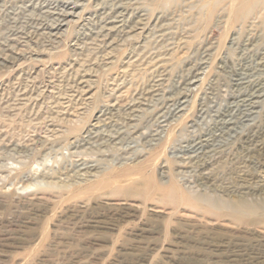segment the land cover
I'll list each match as a JSON object with an SVG mask.
<instances>
[{
    "label": "rangeland",
    "instance_id": "rangeland-1",
    "mask_svg": "<svg viewBox=\"0 0 264 264\" xmlns=\"http://www.w3.org/2000/svg\"><path fill=\"white\" fill-rule=\"evenodd\" d=\"M110 1L0 0V264H264V193L243 192L264 190V93L248 116L233 107L244 90L234 85L237 75L261 69V55L245 45L256 38L264 54L261 26H227L224 12L196 17L186 12L194 0H141L152 16L180 14V32L189 36V51L174 59L164 86L175 91L191 66L200 72L181 113L170 106L162 123L153 103L137 121L146 136L159 133L157 143L134 134L122 111L107 114L111 79L134 46L121 41L103 59L91 39ZM16 46L25 50L10 54ZM74 56L93 62V97H76L61 112L52 101L69 79L60 78L57 94L48 81ZM29 74L34 98L6 110L17 90L11 86ZM137 79L131 89L148 83L143 71ZM225 116L233 123L221 129ZM98 117L102 144L86 136ZM117 134L132 141L121 159L111 143ZM200 138L208 143L189 150ZM82 161L98 165L94 175L79 170ZM201 173L210 177L207 187L199 185Z\"/></svg>",
    "mask_w": 264,
    "mask_h": 264
},
{
    "label": "bare ground",
    "instance_id": "bare-ground-1",
    "mask_svg": "<svg viewBox=\"0 0 264 264\" xmlns=\"http://www.w3.org/2000/svg\"><path fill=\"white\" fill-rule=\"evenodd\" d=\"M185 1L190 0H177L175 4H181V2L183 3ZM109 5L110 7L108 8V11L100 21L101 24L98 31L95 32L94 37L91 38L93 41L98 42V44L101 45L103 59H110L113 51L121 45V41L130 39L133 41L134 46L127 55V59L124 62L125 67L119 70V72L115 74V77H112L111 79L113 81L110 88L112 98L107 104V114L122 111L126 123L131 126L134 134L141 138L149 137L150 141L155 140L159 143V141H162L160 140L161 137H159V133L155 132L146 136V132L142 129H138L137 121H139V118L153 103L156 105V117L158 119H163L161 120L162 123L166 122V113H168L170 106L177 105L175 107L177 109V111H175L176 113H181L183 111L182 104L185 102L187 95L185 92L186 87H192L199 81L200 72L197 70L198 66H191L188 68V71L180 81H178L179 86L175 91H171L168 86H164L163 82L166 79L165 77L167 74L170 72V69L174 67L172 64L174 59L180 58L187 53L189 47L188 44L190 43L188 41L189 36L188 34H181V26H179L180 22L178 23L181 16L180 14L174 15L173 11L168 12L166 11L167 9H162V11H159L152 16L151 5L144 4L141 0H111ZM189 10H193L196 17L204 14L210 15L211 17L216 13L224 12L223 16L225 17L227 26L234 24L244 26L248 23L250 27H253L255 26L253 24L256 23L257 26H261V31L264 32V0H194L188 5V10H186V12ZM182 11L183 10H181L180 13H183ZM68 15L69 13L67 12L59 15L62 18L61 21H64V24L67 22L66 19ZM217 17L219 18V16ZM64 24L62 23L61 25ZM250 29L252 31L254 30L253 28ZM56 33L57 32L51 30L48 32L51 37H56ZM252 38H247L245 45L247 51L254 50L261 55L258 61V65L261 69L257 76L252 77V75L241 72L235 79L234 85H243L242 88H244V90H240L237 93L233 100V107L236 111H239L238 113H241L242 118L251 114L253 109L259 106L260 97H262L264 93V54L260 51L261 48L259 45L255 43L257 39ZM187 42L189 43L187 44ZM78 48L79 45L76 49ZM23 49L24 48L19 46L13 47L10 54L21 53ZM173 53H176L175 56H172ZM7 55L8 54H5V56ZM92 63L93 62L88 58L85 59L74 56L68 61L58 63L54 67L55 75H51L48 81L54 94H57V86L61 81L60 78H62L63 75H67L69 79V88L67 92L61 96L57 95L52 101V103H55L56 105L60 104L62 106L64 111L60 110L61 112H65V108L68 107L71 100L76 97L82 101L92 99L93 91L91 85L95 82L94 78L96 76V70ZM141 71L145 73L148 83L142 84L138 82V84L136 83L137 87L131 89L129 84L135 80L138 81L139 78L137 79V76ZM34 81L35 77L29 74L27 77L15 82L14 85L11 86L12 88L16 87L17 89L13 95V102L7 103L4 108L6 110H16L21 106L27 105L34 98L32 96L33 91L30 89L31 85L34 84ZM104 113L105 112L102 114ZM226 116L222 117L220 120L219 128L221 129L228 128V126L233 123L232 119ZM104 119H110V117L108 116ZM104 119H99L98 117L96 122L92 125L93 129L86 131V136L89 141L95 138L92 141L98 142L100 140L101 142L99 143L102 144L103 139L96 137L98 131L95 129L98 128V123L104 121ZM47 126L52 132L57 131V125L52 122H49ZM160 127L167 130L170 126L165 123L161 124ZM170 128L167 130L168 133L172 131ZM122 138L123 137H120L118 134L112 135L111 137V143L115 145V148L116 145H118L117 149L121 151L118 159L123 158L124 155L121 154L124 149L128 148L129 143L132 142ZM207 141L206 138L197 139L189 145L188 149L196 151L206 145L208 143ZM99 150L102 151L104 149ZM77 166L80 171L82 170L88 175H94L92 171L98 168L96 163L89 164L88 162L83 161ZM209 180V175L201 173L199 185L207 187ZM244 189L243 192L251 196L257 192L259 194L264 193L263 189H255L251 187H246ZM233 191L236 190L234 189Z\"/></svg>",
    "mask_w": 264,
    "mask_h": 264
}]
</instances>
